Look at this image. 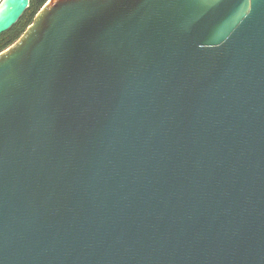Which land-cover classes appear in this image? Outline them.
<instances>
[{
	"label": "water",
	"instance_id": "obj_1",
	"mask_svg": "<svg viewBox=\"0 0 264 264\" xmlns=\"http://www.w3.org/2000/svg\"><path fill=\"white\" fill-rule=\"evenodd\" d=\"M46 3L0 52V264H264V0Z\"/></svg>",
	"mask_w": 264,
	"mask_h": 264
},
{
	"label": "trees",
	"instance_id": "obj_2",
	"mask_svg": "<svg viewBox=\"0 0 264 264\" xmlns=\"http://www.w3.org/2000/svg\"><path fill=\"white\" fill-rule=\"evenodd\" d=\"M48 0H29V6L8 30L0 34V52L12 45L33 22L35 16Z\"/></svg>",
	"mask_w": 264,
	"mask_h": 264
},
{
	"label": "rangeland",
	"instance_id": "obj_3",
	"mask_svg": "<svg viewBox=\"0 0 264 264\" xmlns=\"http://www.w3.org/2000/svg\"><path fill=\"white\" fill-rule=\"evenodd\" d=\"M2 1H3V0H0V4H1Z\"/></svg>",
	"mask_w": 264,
	"mask_h": 264
}]
</instances>
